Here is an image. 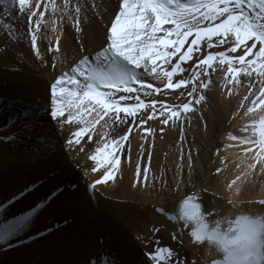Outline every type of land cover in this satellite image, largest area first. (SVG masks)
Instances as JSON below:
<instances>
[{
  "label": "snow or ice",
  "instance_id": "6c2138e0",
  "mask_svg": "<svg viewBox=\"0 0 264 264\" xmlns=\"http://www.w3.org/2000/svg\"><path fill=\"white\" fill-rule=\"evenodd\" d=\"M97 8L96 0H91L90 6L84 0H0V28L6 36L0 47L5 52L12 42L27 39L41 63H50L55 70L62 26L66 23L76 34L81 54L69 70L54 77L47 105L21 97L0 96V113L10 112L8 123L17 127V131L0 136V141L15 142L29 132L35 133L43 122L41 113H46L58 133L68 129L69 134L63 138L67 159L76 162L83 153L94 162L84 175L99 172V176L87 184V189L93 196L97 192L103 195L108 188L116 187L121 155L125 151L131 161L129 135L134 129L143 128L154 141L157 127L143 126L150 121L165 126L171 122L173 126L179 124L180 139L185 140L184 125L197 115L203 119L200 106L207 104L206 93L213 84V73L219 68L224 84L232 85L228 96L239 94L240 88L246 89L239 107L249 123L240 130L246 135L228 136L230 141L247 145L239 160L229 161L217 150L220 163L215 171L219 174L229 164L236 170L235 178L227 183L228 205L236 209L245 203H258L261 211H238L232 216L203 207L197 202L199 194L193 192L183 199L178 215L167 214L176 229L171 239L183 244V234L190 229L191 240L208 248L212 256L210 264H264V199H241L242 193L258 184L264 187V0H119V9L110 24H103L100 47L87 52L82 37L85 26L95 23L93 15L99 16ZM5 18L26 23L27 32H19ZM100 20L103 23V17ZM49 31L56 34L55 47L48 38ZM38 39H47V52L57 54L50 61L45 60L38 48ZM159 132L162 134L164 128L160 127ZM93 137H96L95 147ZM50 139H56L55 134ZM125 144L129 145L127 149ZM151 147L149 143V163ZM144 151V145H140L141 157ZM192 164L193 154L189 149V178ZM177 167L179 175L183 164ZM163 176V171L159 176L155 173L150 176L147 165L142 172L138 159L131 189L156 192L159 196L169 187ZM69 188L75 190L76 185ZM179 188L177 183L175 190ZM38 191L39 185L33 182L13 193L0 205V219L4 210ZM63 193L64 189L57 186L28 210L0 223V251L19 246L25 237L32 239L30 232L36 218ZM156 211L166 214L163 208ZM151 231L154 234L161 228ZM136 239L145 247L149 264H189L173 248L160 246V241L151 236ZM150 244L154 246L148 248ZM109 264L117 261L110 258Z\"/></svg>",
  "mask_w": 264,
  "mask_h": 264
},
{
  "label": "bare ground",
  "instance_id": "6f19581e",
  "mask_svg": "<svg viewBox=\"0 0 264 264\" xmlns=\"http://www.w3.org/2000/svg\"><path fill=\"white\" fill-rule=\"evenodd\" d=\"M84 3L90 6L91 0H84ZM96 3L99 16L93 15L95 23L85 26L82 37L87 52L100 47L101 36L105 31L103 24H110L119 9L118 0H96ZM105 8L108 9L107 12L104 11ZM100 17H103V23ZM7 22L13 23L19 32H27L26 23L18 20ZM47 35L55 47L56 34L49 31ZM5 39V30L0 28V44ZM37 46L47 61H50L51 56L57 55L47 52V39H38ZM59 47L55 70L50 63H41L27 39L12 42L7 52L0 47V96L21 97L28 102L39 101L40 104L47 105L49 88L54 77L60 71L69 70L81 57L76 34L66 23L62 26ZM222 77L223 73L216 68L213 84L206 93L207 104L200 106L206 110L203 111V119L195 120L191 125V132L187 133L185 126L190 123H185L184 141L180 139L179 124L173 126L171 122L165 126L159 125L158 121H150L148 125L143 126L157 127L154 141L143 128L134 129L129 135L131 161L125 151L124 155H121L116 187L108 188L103 195L97 192L93 196L87 189V184L99 176V172L84 175L85 170L90 169L94 162L88 160L83 153L76 162L67 159L63 138L69 134L68 129L66 127L63 134L58 133L57 126L46 113H41L43 122L35 133L29 132L15 142L0 141V205L13 193L33 182L39 185L37 193L29 194L26 199L4 210L0 223L28 210L40 197L49 194L57 186L64 189V193L54 199L47 210L36 218L30 232L32 239L25 237L19 246L0 251V264H89L93 260L97 261V264H109L110 258L115 259L117 264H149L144 255L145 247L136 239L149 236L153 240H159L160 246L173 248L182 258L188 260L189 264L192 261L195 264H210L212 256L209 255L208 248L191 240L190 229L185 230L183 234V244H177L171 239V234L176 229L167 214L178 215L183 199L193 192L199 194L197 202L202 203L203 207L222 210L232 216L238 211H261L258 203H245L236 209L228 205L226 201L230 192L227 183L235 178L236 170L229 164L221 173L217 174L215 171L220 163V156H227L229 161L239 160L242 149L247 145L230 141L228 136L230 133L246 135V132L240 130L249 123L239 107L246 89L240 88L239 94L228 96L229 85L224 84ZM8 115L10 112L0 113V136L17 131L14 123H8ZM5 124H8L7 128L4 127ZM160 127L164 128L162 134L159 132ZM53 134L56 139H50ZM44 140L49 142H41ZM95 141L96 137H93V147ZM149 143L152 144L150 163L147 160ZM229 144L236 146L229 148ZM140 145H144L145 149L142 157L139 155ZM128 146L125 144V149ZM189 149L193 154L190 178L187 165ZM217 150L220 156L216 154ZM71 154L75 155L74 152ZM138 159L142 172L146 165L150 176L153 173L159 176L164 172L162 179L168 181L169 187L159 196L156 192L131 189V184L136 179L135 167ZM181 164L183 172L178 175L177 166ZM41 181L43 183H40ZM177 183L180 184L178 191L175 190ZM72 184L76 185L75 190L69 188ZM205 188L207 192L204 191ZM241 199H264V187L258 184L255 189L242 193ZM157 208H163L166 214L158 213ZM156 227L161 228V231L153 234L151 230ZM153 246L154 244H150L148 248ZM104 253L108 255L104 256Z\"/></svg>",
  "mask_w": 264,
  "mask_h": 264
},
{
  "label": "rangeland",
  "instance_id": "374dc122",
  "mask_svg": "<svg viewBox=\"0 0 264 264\" xmlns=\"http://www.w3.org/2000/svg\"><path fill=\"white\" fill-rule=\"evenodd\" d=\"M118 1H119V0H118ZM55 46H56V43H55ZM230 87H232V85H229V86H228V89H229ZM228 89H227V90H228ZM203 111H206V110H203ZM199 118H200V116L197 115L196 117L193 118V120H192V122L190 123V125H186V126L184 125V126H185V129H186V130H185L186 133H187V132H191V130H192V126H191L192 123H193L195 120H198ZM152 209H154V208H152ZM158 213H159V212H158Z\"/></svg>",
  "mask_w": 264,
  "mask_h": 264
}]
</instances>
